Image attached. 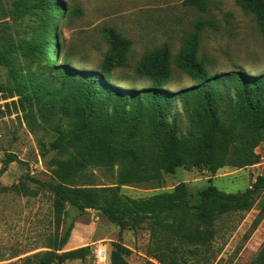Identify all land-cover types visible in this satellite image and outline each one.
<instances>
[{"label":"trees","instance_id":"1","mask_svg":"<svg viewBox=\"0 0 264 264\" xmlns=\"http://www.w3.org/2000/svg\"><path fill=\"white\" fill-rule=\"evenodd\" d=\"M235 2L256 17L264 37V0ZM183 6L201 13L208 9L206 0H184ZM65 12L62 0H0V66L8 68L10 76V84L0 88V98L6 99L3 91L9 99L20 96L19 105L25 110V101L34 97L40 118L57 124L59 137L50 148L71 150L60 177L63 183L29 180L56 194L58 227L68 204L81 212L102 213L121 231L151 221V237L158 250L164 244L169 248L173 239L194 256L200 255L215 240L218 220L253 209L264 192V177L245 192L226 193L209 186L197 194L196 203L183 183L172 192L148 198L125 197L116 188L71 186L79 171L89 166H118L121 184H145L160 182L165 173L181 167L215 173L226 166L242 169L259 163L256 149L264 137V78L240 72L211 76L198 53L202 32L218 25L214 20H200L176 58L177 68L198 82L189 91L178 94L165 89L173 74L168 45L146 54L137 66V73L152 81L151 88L128 90L113 85V73L126 67L132 46L113 28L103 31L109 50L98 71L56 64L51 67L53 77L47 79L43 75L50 67L49 56L58 57L53 25ZM25 17L34 19L22 25ZM13 51L16 54L11 55ZM42 61L47 64L42 66ZM219 84L233 85L234 97L218 95ZM179 101L190 120L185 137L180 136L178 114H173ZM63 122L68 124L66 129ZM12 163L23 164L16 155L7 154L4 172ZM73 228L74 224L38 264H64L87 257L89 246L63 252ZM114 246L112 264H127L125 257L132 251ZM163 256L159 257L162 264H179ZM259 258L264 264V249Z\"/></svg>","mask_w":264,"mask_h":264},{"label":"rangeland","instance_id":"2","mask_svg":"<svg viewBox=\"0 0 264 264\" xmlns=\"http://www.w3.org/2000/svg\"><path fill=\"white\" fill-rule=\"evenodd\" d=\"M206 1L208 9L201 13L183 6L184 0H62L66 12L60 13L53 25L58 57L49 56L50 67L43 77L52 78L54 70L51 67L56 64L98 71L109 50L103 31L113 28L132 42L126 67L113 73V85L128 90L151 88L152 81L141 77L137 66L146 54L168 45L172 53L173 74L165 89L181 94L197 87L198 82L177 68V55L197 21L214 20L218 26L202 32L198 53L209 74L240 72L264 78V37L256 17L244 12L235 0ZM33 19L25 17L21 20L22 25ZM14 54L16 51L11 52ZM18 62L22 63V59L18 58ZM46 64L41 62L42 66ZM9 84V69L0 66V88L5 89ZM3 92L6 99L0 98V264H38L58 245L72 224L80 226L81 223L93 235L94 243L85 246L90 247L85 259L64 264H112L114 245L132 251L131 256L125 257L127 264H162L159 257L164 258V253L167 261L179 264H263L259 256L264 249V192L250 212L218 220L215 240L196 256L173 239L168 242L169 248L164 244L158 250L151 237V221L133 230L121 231L98 211L81 212L66 204V214L58 227L56 194L29 179L63 183L60 177L70 162L71 150L62 152L50 148L59 137L57 124L40 118L34 97L27 104L25 101L26 109L23 110L19 105L20 96L9 99L8 93ZM217 93L233 98L235 87L219 84ZM225 109L226 105H223V111ZM173 114H178L180 136L185 137L190 120L180 101ZM63 123L66 129L68 124ZM256 152L260 161L253 166L242 169L226 166L215 173L207 168L181 167L174 173H165L160 182L145 184H121L118 166H89L79 171L71 187L116 188L125 197L148 198L172 192L183 183L196 203L197 194L209 186L226 193L245 192L258 178L264 177V137ZM7 154L16 155L23 164L12 163L4 172L3 162ZM171 236L169 234V238ZM99 244L108 249L106 263L95 257ZM65 251H68L66 247Z\"/></svg>","mask_w":264,"mask_h":264},{"label":"crops","instance_id":"3","mask_svg":"<svg viewBox=\"0 0 264 264\" xmlns=\"http://www.w3.org/2000/svg\"><path fill=\"white\" fill-rule=\"evenodd\" d=\"M94 243L93 235L88 233L86 225L82 224L78 226L75 224L71 237L66 245V250L71 251L87 246Z\"/></svg>","mask_w":264,"mask_h":264},{"label":"built area","instance_id":"4","mask_svg":"<svg viewBox=\"0 0 264 264\" xmlns=\"http://www.w3.org/2000/svg\"><path fill=\"white\" fill-rule=\"evenodd\" d=\"M0 93V97H1ZM95 257L97 260L102 261L105 258H108V249L106 246L99 244V246L95 249Z\"/></svg>","mask_w":264,"mask_h":264},{"label":"bare ground","instance_id":"5","mask_svg":"<svg viewBox=\"0 0 264 264\" xmlns=\"http://www.w3.org/2000/svg\"><path fill=\"white\" fill-rule=\"evenodd\" d=\"M108 258H105L102 260V262L106 263Z\"/></svg>","mask_w":264,"mask_h":264}]
</instances>
